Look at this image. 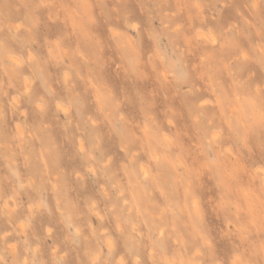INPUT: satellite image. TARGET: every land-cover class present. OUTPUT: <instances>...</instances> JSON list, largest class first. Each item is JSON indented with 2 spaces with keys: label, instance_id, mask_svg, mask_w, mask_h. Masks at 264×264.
Wrapping results in <instances>:
<instances>
[{
  "label": "rangeland",
  "instance_id": "1",
  "mask_svg": "<svg viewBox=\"0 0 264 264\" xmlns=\"http://www.w3.org/2000/svg\"><path fill=\"white\" fill-rule=\"evenodd\" d=\"M153 7L157 30L162 19L178 29L173 46L191 73L179 95L163 67L133 77L120 66L118 16L142 25L138 4L116 5L106 26L92 0L0 2V264H239V251L264 246L260 37L231 31L247 15L237 0ZM197 122L222 153L218 187L201 175L214 210L189 201L184 180L208 167ZM90 149L106 171H89Z\"/></svg>",
  "mask_w": 264,
  "mask_h": 264
},
{
  "label": "clouds",
  "instance_id": "2",
  "mask_svg": "<svg viewBox=\"0 0 264 264\" xmlns=\"http://www.w3.org/2000/svg\"><path fill=\"white\" fill-rule=\"evenodd\" d=\"M2 2V0H0ZM37 6L55 5L59 0H32ZM131 2L138 4L141 8V12L144 16L143 24L134 23L128 19L127 16H118L123 24L125 25V31L121 32L119 42L117 44L116 55L119 56L120 66L128 76H135L140 71H152L158 72L161 67L167 73L169 80L168 83L175 89L176 94L179 95L182 90L190 87V70L184 63L183 50H177L173 46L174 34L178 30L173 28L170 23H165L161 20V28L157 30L154 26V13L156 9L153 5L160 2H167V0H92V3L99 9V16L101 21L108 26L110 20L108 16L113 12H117L116 5H127ZM186 4H195L197 8H200L204 3V0H183ZM216 2H223V0H216ZM232 2V0H229ZM238 3L242 4L244 9L247 11V15L241 13V19L238 24H234L232 32L235 35L255 30L256 34L260 37L261 47L260 51L264 54V0H237ZM112 3L114 6L112 9H108V4ZM127 30H131L135 33V36H129ZM209 31H211L209 29ZM147 38L151 42V47L145 49L143 47L144 40ZM34 42V41H33ZM106 48L107 45H104ZM3 48V42L0 41V49ZM108 59L102 52L99 54H93L89 60V71L102 67L103 62ZM5 57L0 54V66L4 65ZM3 87V82L0 81V88ZM71 110V109H70ZM76 116H80V109L76 108ZM69 115L68 112L65 113ZM3 109L0 108V121L3 120ZM211 123V121H209ZM230 132L233 137L239 138L243 135V130L240 127L239 122H234ZM195 134L201 138V158L208 165L205 172H201L199 169L192 171L184 177L185 184L187 185V193L189 201H199L201 205L209 210L215 209V201L209 196L208 199H204L201 185V175L207 174L210 177H215V182L212 188L209 189L211 192L213 188H217L219 181L221 180L220 169L222 165L221 156L222 153H218L214 147L212 140L208 139L207 136L203 135L202 128L197 122L195 126ZM0 148L3 145L0 144ZM92 149L85 152V156L93 163L96 168H89V171L95 172L106 171L109 161L98 160L95 155L92 154ZM113 189H117V184H112ZM54 195L59 199L62 198V191L57 190ZM74 235L73 243H76ZM239 251V246H238ZM99 254V253H98ZM241 259L239 264H264V246L260 249H253L249 251V248L245 247L243 251H239ZM3 260V256L0 255V261ZM54 264H61L60 261L54 262ZM101 264L105 262L101 261ZM203 264H222L220 261H216L213 258H209Z\"/></svg>",
  "mask_w": 264,
  "mask_h": 264
},
{
  "label": "bare ground",
  "instance_id": "3",
  "mask_svg": "<svg viewBox=\"0 0 264 264\" xmlns=\"http://www.w3.org/2000/svg\"><path fill=\"white\" fill-rule=\"evenodd\" d=\"M13 59V58H12ZM16 60H14V62H15ZM18 63V62H17ZM65 110V109H64ZM66 112H67V110H66ZM24 113V112H23ZM6 202V201H5ZM6 205V204H5ZM15 205V204H14ZM155 205V204H154ZM153 206V205H152ZM12 208V207H11ZM155 208V207H154ZM20 223V222H19ZM21 225V224H20ZM135 226V225H134ZM132 228V227H131ZM160 233V232H159ZM112 246V245H111ZM121 261V260H120Z\"/></svg>",
  "mask_w": 264,
  "mask_h": 264
}]
</instances>
